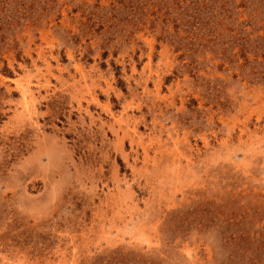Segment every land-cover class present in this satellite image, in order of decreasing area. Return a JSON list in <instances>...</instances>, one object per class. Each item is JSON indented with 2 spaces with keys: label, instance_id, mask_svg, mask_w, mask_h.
I'll return each instance as SVG.
<instances>
[{
  "label": "rangeland",
  "instance_id": "374dc122",
  "mask_svg": "<svg viewBox=\"0 0 264 264\" xmlns=\"http://www.w3.org/2000/svg\"><path fill=\"white\" fill-rule=\"evenodd\" d=\"M0 264H264V0H0Z\"/></svg>",
  "mask_w": 264,
  "mask_h": 264
}]
</instances>
